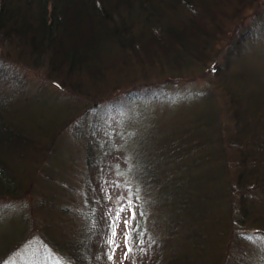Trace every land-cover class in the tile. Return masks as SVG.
I'll return each instance as SVG.
<instances>
[{"label":"trees","instance_id":"trees-1","mask_svg":"<svg viewBox=\"0 0 264 264\" xmlns=\"http://www.w3.org/2000/svg\"><path fill=\"white\" fill-rule=\"evenodd\" d=\"M263 41L264 0H0V200L74 220L0 214V264H109L120 209L123 264H264Z\"/></svg>","mask_w":264,"mask_h":264},{"label":"rangeland","instance_id":"rangeland-1","mask_svg":"<svg viewBox=\"0 0 264 264\" xmlns=\"http://www.w3.org/2000/svg\"><path fill=\"white\" fill-rule=\"evenodd\" d=\"M257 49H261V51H258ZM257 49L253 53L250 54V58H252L253 61H255L254 68H264V41L261 43L260 46L257 47ZM180 86H182V88L185 86H187L188 88L190 87L187 85L186 82H181L179 84V87ZM81 153H82L81 150H77L75 153L78 161L80 160ZM66 167H67V170L69 171H74L77 168L75 166V157L67 161ZM76 171H79V170L76 169ZM9 202H15V201L0 200V209H1L0 214H2L3 216L4 215L13 216L12 214L13 212H16L18 210H20V212L22 211V213L24 214V217L22 218L25 219L23 224L26 227V233L32 228L33 222L34 224H38L42 219H44L50 224L49 229H50L51 237L56 236L55 238L60 240L62 234H67V235L73 234V233H70V231H71V228H74V225H73L74 220L71 217L67 216L68 215L67 211H64V212L61 211V207L63 206L61 202L51 201L49 202V204H45V203L41 204L38 207H36V209L39 210V213H36V214H31L29 212L27 203L16 201L17 206L14 207V205L10 204ZM5 204L7 206L9 205L8 206L9 211L5 212V210H7V207L6 208L3 207ZM20 206L23 208V210L20 209ZM120 213L121 215H120L119 223L117 226V236L115 238L116 243L119 244V248L116 249L113 258L109 260V264H123V261L126 260L124 258V252L126 251L125 245H124V237L126 234H128L129 231L136 228V225L134 226V221H132V219L130 218V211L125 212L123 210V211H120ZM15 216L17 217L16 214ZM17 219H19V217H17ZM125 221H128L127 226L125 225ZM7 227H8V224L5 219V224H2L0 226V232L7 229ZM19 253L20 251L17 250L15 252V258L13 259L18 260Z\"/></svg>","mask_w":264,"mask_h":264},{"label":"snow or ice","instance_id":"snow-or-ice-1","mask_svg":"<svg viewBox=\"0 0 264 264\" xmlns=\"http://www.w3.org/2000/svg\"><path fill=\"white\" fill-rule=\"evenodd\" d=\"M120 211H123V209H120L117 213H116V216L114 218V221L113 223L110 225V228H111V233H110V236H109V240H108V243L110 245V248H111V253L109 255V259L111 260L115 254V251L116 249L119 248V244L116 243V236H117V224H116V221L119 220V216H120ZM128 224V221H125V225L127 226ZM250 239L252 237H249ZM132 242L130 241L129 237H128V234L125 235L124 237V245H125V249L126 251L124 252V258L127 259L128 257V254L132 251V248L130 247V244Z\"/></svg>","mask_w":264,"mask_h":264}]
</instances>
